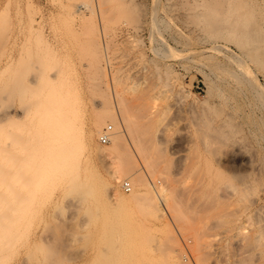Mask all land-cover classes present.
I'll use <instances>...</instances> for the list:
<instances>
[{"label":"rangeland","instance_id":"374dc122","mask_svg":"<svg viewBox=\"0 0 264 264\" xmlns=\"http://www.w3.org/2000/svg\"><path fill=\"white\" fill-rule=\"evenodd\" d=\"M34 72L76 99L93 147L130 120L82 202L15 168ZM107 72L120 105L98 131ZM0 160V264H264V0H0Z\"/></svg>","mask_w":264,"mask_h":264},{"label":"bare ground","instance_id":"6f19581e","mask_svg":"<svg viewBox=\"0 0 264 264\" xmlns=\"http://www.w3.org/2000/svg\"><path fill=\"white\" fill-rule=\"evenodd\" d=\"M210 18L211 22L217 21V18ZM220 20L221 19L218 21ZM38 72L33 73V78H31L27 85L29 95L26 96L27 98L25 97L26 99L23 98L24 101L21 103L20 114H17L18 112L15 113L17 115L12 114L13 119L17 123V131L11 134L13 138L12 145L17 147L15 150L16 158H14V161H17H15V168L19 171L23 170L22 176L26 175L29 178L31 176L32 178L35 177L36 180L33 183L37 189L43 188V190H45L47 188L49 191V189L52 188L73 193V198L82 202L86 200V195L88 196L86 193H91L94 184H97L98 169L96 161L93 159V154L96 156L100 149L102 151L101 153H103V157L111 158L113 163L116 162L115 159L117 156L124 155L130 148L127 149L128 143L126 144V135H129V132L131 133L132 130L130 120L119 108L118 111L121 112H119V119L114 117L116 113L115 105L117 104L116 107H118V104L120 105V103H118V101L120 102V91L114 86L116 84L114 83V76L107 72L105 75V88L108 95L104 103H108L110 107L108 106L109 109L104 108V110L98 109L100 106L98 108L96 107L97 111L95 109L94 127L100 131L104 127L107 117H114L113 121H115L117 125V130L116 134H113L112 126L108 141V143H111L110 146L101 148L97 146L93 147L91 142L92 129H90L89 121L85 116L83 119L80 117L76 99L70 98L71 96H69L70 94L68 95L69 92H67L68 89L65 88L66 91L64 87L58 89L60 86L57 87L54 79L47 78L42 74L41 76ZM113 74L115 75V73ZM18 80L19 79H17V81ZM16 83H18V87L19 81ZM21 86L24 88L23 85H20L19 91L23 90ZM21 91L19 93H21ZM23 93H25V88ZM22 96L21 94V97ZM103 104L101 105L103 106ZM10 116L11 113L9 117ZM109 126H107V128ZM107 128L102 135L108 133L106 132ZM1 162L2 160H0V166L3 164L7 165ZM4 167L3 165V168ZM111 173L115 178L120 177L118 171H113ZM27 183L26 185L30 184V186L32 184L31 182ZM1 190L4 189H0V192ZM19 190H21V188H19ZM134 193L135 192L131 193L129 196H121L120 200H132L137 196V194ZM162 211V214L165 215L163 209Z\"/></svg>","mask_w":264,"mask_h":264},{"label":"built area","instance_id":"2783aa9c","mask_svg":"<svg viewBox=\"0 0 264 264\" xmlns=\"http://www.w3.org/2000/svg\"><path fill=\"white\" fill-rule=\"evenodd\" d=\"M112 131V126L110 125L108 128H107V130H106V132H108L107 134H104V135H102V136H100V139H101V141L103 142V143H108V141H109V133ZM124 188H125V190L126 191H130L131 190V184L129 183V182H125V184H124Z\"/></svg>","mask_w":264,"mask_h":264}]
</instances>
